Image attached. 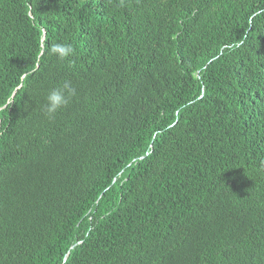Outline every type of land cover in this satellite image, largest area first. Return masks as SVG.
I'll use <instances>...</instances> for the list:
<instances>
[{"label":"trees","instance_id":"obj_1","mask_svg":"<svg viewBox=\"0 0 264 264\" xmlns=\"http://www.w3.org/2000/svg\"><path fill=\"white\" fill-rule=\"evenodd\" d=\"M0 264H264V0H0Z\"/></svg>","mask_w":264,"mask_h":264},{"label":"clouds","instance_id":"obj_2","mask_svg":"<svg viewBox=\"0 0 264 264\" xmlns=\"http://www.w3.org/2000/svg\"><path fill=\"white\" fill-rule=\"evenodd\" d=\"M50 53L59 60H66L73 56L75 49L71 43L58 42L50 47ZM76 96V89L70 82H64L61 86L53 88L46 97L45 112L49 120H54L58 112L66 108L73 97Z\"/></svg>","mask_w":264,"mask_h":264}]
</instances>
